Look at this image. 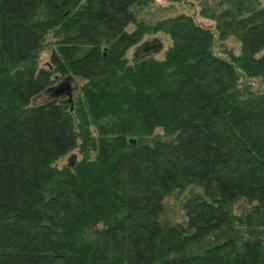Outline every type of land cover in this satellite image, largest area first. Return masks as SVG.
<instances>
[{
	"label": "trees",
	"instance_id": "16d2710c",
	"mask_svg": "<svg viewBox=\"0 0 264 264\" xmlns=\"http://www.w3.org/2000/svg\"><path fill=\"white\" fill-rule=\"evenodd\" d=\"M152 1L0 0V264H264V88L238 84V70L264 83V7L225 0L219 37L240 42L226 60L192 15L138 22L131 7ZM147 31L172 45L128 63ZM54 73L84 80L72 111L38 101ZM76 147L73 166L53 165ZM189 185L202 192L186 222H162ZM240 199L254 212L234 214Z\"/></svg>",
	"mask_w": 264,
	"mask_h": 264
},
{
	"label": "rangeland",
	"instance_id": "374dc122",
	"mask_svg": "<svg viewBox=\"0 0 264 264\" xmlns=\"http://www.w3.org/2000/svg\"><path fill=\"white\" fill-rule=\"evenodd\" d=\"M258 7H264V0H258ZM191 3V4H190ZM227 8V3L225 0H153L151 3L145 5L134 4L131 10L135 14L136 20L143 25L153 26L155 23L161 21L167 17H175L180 14L192 15L195 21L201 26L211 30L214 34L212 52L226 60H229L232 55L240 54V42L232 34L227 35L226 38L221 39L219 37V31L217 30L218 21L216 17H220L221 13ZM135 28L134 24H129L126 26V31L131 32ZM58 31L50 30L44 35L42 47L38 51L37 56V69H47L50 66V58L53 52L56 51L57 42L60 39ZM153 37H160L163 48L162 51L156 55L154 58L162 59L167 49L172 45V40L169 35L164 34L160 31L157 32H145L141 36L140 42L144 40L151 39ZM133 45L125 52V58L128 63H132L131 59L134 54V48L137 45ZM239 79L238 84L240 86L249 84L252 91L257 93L264 88V83L259 79L248 78L242 71L238 70ZM52 85H60L65 76H60L57 73L53 74ZM84 80L72 76L70 85L73 88L72 91V106L73 109L76 107V103L81 98ZM43 97H49L48 93H44L43 96L38 97V101L43 99ZM67 98V96L62 97ZM67 110H69L70 103H67ZM72 109V110H73ZM70 110V111H72ZM90 130L94 135H97L96 128L91 125ZM163 131L157 128L154 131V135H162ZM151 141V140H150ZM70 154H76V159L79 160L82 157L78 147L70 150L64 156L56 160L53 165L57 168H61L68 163V158ZM93 151L88 153L89 158H94ZM202 189L199 186L189 185L183 190L176 189L173 193L167 195L163 199V211L160 215L162 222L169 225L184 224L186 222L185 210L183 208L184 202L194 193H201ZM253 205L255 202H248L245 199H240L232 205V212L234 214H246L253 211ZM259 228V227H258ZM262 227H260L261 229Z\"/></svg>",
	"mask_w": 264,
	"mask_h": 264
},
{
	"label": "water",
	"instance_id": "95a60500",
	"mask_svg": "<svg viewBox=\"0 0 264 264\" xmlns=\"http://www.w3.org/2000/svg\"><path fill=\"white\" fill-rule=\"evenodd\" d=\"M191 4V3H190ZM163 45L161 42L160 37H153L151 39H147L142 41L141 43L137 44L134 48V54L131 59L132 63H136L141 61L147 56H153L160 53L162 51ZM106 55V50H103V56ZM57 78V77H54ZM72 80L71 75H66L62 82H60V85L54 86L50 85L48 86L43 93H48L50 98H55L58 100L59 103L67 104L70 103L69 110L73 109V106L71 104L72 102V91L73 88L70 85V81ZM64 96H67V98H62ZM129 143L135 144L136 140L135 138L131 137L128 139ZM76 154H70L68 158L67 166H73L76 162Z\"/></svg>",
	"mask_w": 264,
	"mask_h": 264
}]
</instances>
